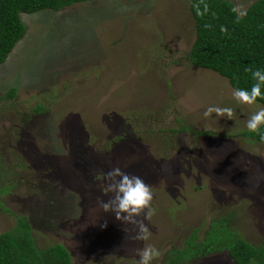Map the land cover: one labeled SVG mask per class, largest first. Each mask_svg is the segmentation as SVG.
Instances as JSON below:
<instances>
[{
  "label": "rangeland",
  "instance_id": "rangeland-1",
  "mask_svg": "<svg viewBox=\"0 0 264 264\" xmlns=\"http://www.w3.org/2000/svg\"><path fill=\"white\" fill-rule=\"evenodd\" d=\"M190 1L21 14L25 37L0 65V96L17 91L0 102V235L28 217L37 245L63 243L73 264H137L145 244L162 253L153 264H167L217 222L264 242V144L243 135L264 106L238 103L226 78L190 63ZM229 1L242 16L256 0ZM209 106L233 108L234 119L206 118ZM113 167L153 188L146 242L100 205ZM181 264L235 263L203 251Z\"/></svg>",
  "mask_w": 264,
  "mask_h": 264
},
{
  "label": "trees",
  "instance_id": "trees-1",
  "mask_svg": "<svg viewBox=\"0 0 264 264\" xmlns=\"http://www.w3.org/2000/svg\"><path fill=\"white\" fill-rule=\"evenodd\" d=\"M91 1L95 0H0V65L25 37L26 27L21 14L44 10L58 12ZM190 11L196 35L188 55L190 63L218 73L233 89L250 90L255 81L252 72L246 69L264 71V0H256L242 16L229 0H191ZM223 28H227L226 33ZM16 92L15 89L8 91L5 96H0V102L13 99ZM256 103L264 106V99H258ZM41 110L36 108L34 112L38 114ZM243 135L264 144V126L258 133L248 130ZM47 171L54 176V168L49 167ZM7 191L1 189L0 193ZM198 233L199 230L193 232L186 248L170 253L167 264H181L199 257L203 251H225L235 264H264V242L255 246L220 222L213 223L203 242L196 243ZM0 264H73V261L63 243L39 247L33 225L25 217L18 218L14 229L0 235Z\"/></svg>",
  "mask_w": 264,
  "mask_h": 264
},
{
  "label": "clouds",
  "instance_id": "clouds-1",
  "mask_svg": "<svg viewBox=\"0 0 264 264\" xmlns=\"http://www.w3.org/2000/svg\"><path fill=\"white\" fill-rule=\"evenodd\" d=\"M222 31L227 32V28ZM246 71L252 72L255 83L250 90L236 88L232 91L233 98L241 104L254 105L258 99H264V71L259 69L253 71L251 68ZM215 113L217 117H226L233 120L234 109L231 107L209 106L204 116L211 117ZM264 126V107L255 111L247 120L246 127L250 132H259ZM264 139V137H262ZM106 181V193L112 195L108 200H100V205L105 213H113L116 220L123 224L133 225L136 235L133 239L137 241H148L151 238V231L145 221H151L155 215V208L152 205L154 191L152 186L147 184L140 176L124 172L119 167H113L102 174ZM107 227V225H105ZM161 251L154 245L145 244L138 250L139 260L137 264H153V261L161 257Z\"/></svg>",
  "mask_w": 264,
  "mask_h": 264
}]
</instances>
